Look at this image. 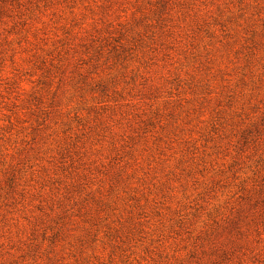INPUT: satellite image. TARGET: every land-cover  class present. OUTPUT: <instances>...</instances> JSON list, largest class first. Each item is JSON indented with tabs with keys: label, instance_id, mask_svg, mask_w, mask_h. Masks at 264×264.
Instances as JSON below:
<instances>
[{
	"label": "rangeland",
	"instance_id": "rangeland-1",
	"mask_svg": "<svg viewBox=\"0 0 264 264\" xmlns=\"http://www.w3.org/2000/svg\"><path fill=\"white\" fill-rule=\"evenodd\" d=\"M0 264H264V0H0Z\"/></svg>",
	"mask_w": 264,
	"mask_h": 264
}]
</instances>
